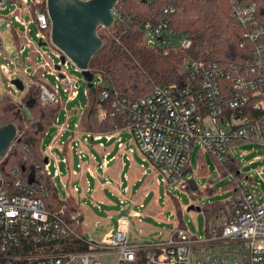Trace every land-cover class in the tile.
I'll use <instances>...</instances> for the list:
<instances>
[{
    "label": "built area",
    "instance_id": "obj_1",
    "mask_svg": "<svg viewBox=\"0 0 264 264\" xmlns=\"http://www.w3.org/2000/svg\"><path fill=\"white\" fill-rule=\"evenodd\" d=\"M46 1L30 0L28 7H25L26 0H7L6 4L0 1V10L5 9V5L16 6L17 10L3 19L9 20L7 28L18 39L17 49L21 47L18 54L29 50L25 64H32L29 75L26 73L28 66L22 68L16 59L7 55L0 37V56L16 65L11 70L0 64V73L14 91L11 80L19 78L23 82L22 96L29 87L36 86L40 103L55 107L60 105L59 94L48 87L45 73L62 84L69 100L78 91L74 89L75 81L70 80L64 70L71 62L65 58L64 64L60 63L62 53L51 45ZM261 1L264 2L229 0V14L239 27L244 28L242 39L250 46L241 48L242 55L231 66L225 67L218 60L188 59L182 65L183 76L177 82L153 85L150 93L135 98L120 93L108 79L89 69L93 80L94 75L99 76L97 84L92 80L99 102L98 119L102 121L109 114L117 122L110 131L102 133L83 130L86 135L83 140L77 130L70 132L72 142L76 141L75 145L81 148L83 143H88V138L109 141L120 131L127 132L144 161L161 176L156 183L165 191L168 187L185 188L184 172L195 145L199 152L207 151L213 160L221 163L233 160L230 150L235 145L248 142L263 145L264 11L259 9ZM173 12V7L163 10L164 15ZM26 14L29 19L25 21ZM11 17L22 31L13 29ZM31 24L37 28V42L28 34ZM142 27L145 31L142 45L146 47L168 49L174 43L187 51L192 45L186 36L174 39L165 20L146 21ZM41 42L53 49L52 54L57 58L55 64L40 49ZM57 64L59 70L55 68ZM38 71L41 73L37 74ZM37 75L39 79L35 78ZM89 93L87 89L85 94L88 97ZM56 117L54 123H57ZM66 130L67 125L58 126L54 141ZM19 136L17 134L16 140ZM117 141L121 147L120 138ZM52 146L44 149L43 156L47 161L43 168L38 164L35 167L40 174L49 177L56 191V178L68 191L66 181L60 178L59 160L52 154ZM88 156L93 160L92 154ZM83 157L78 150V158ZM51 160L57 166L52 174L49 171ZM3 161L0 162V264H103L102 260L110 255L115 256L113 264H264V200L256 202L248 187L242 186L241 182L235 184L232 196L223 201L224 209L217 215L206 217L208 223L203 236H191L176 222L174 229L161 241H130L129 217L133 216L130 211L128 215H119L116 232H109L96 242L86 241L72 229L64 219V205L57 212L45 208L43 198L46 194L36 193L33 184L24 185L17 175V167L4 171ZM105 164L103 162V166ZM258 174L260 178L264 177V172ZM72 192L76 193L77 188H72ZM131 204L133 206L136 202ZM139 206L143 208L141 204ZM70 221L80 224L78 211L71 215ZM137 235L144 236L142 229H137ZM79 244H85L87 249L79 250Z\"/></svg>",
    "mask_w": 264,
    "mask_h": 264
},
{
    "label": "trees",
    "instance_id": "obj_2",
    "mask_svg": "<svg viewBox=\"0 0 264 264\" xmlns=\"http://www.w3.org/2000/svg\"><path fill=\"white\" fill-rule=\"evenodd\" d=\"M117 3L112 11L115 17L113 26L100 35L102 48L90 59L89 69L101 74L116 90L129 97H143L150 93L153 85L177 82L183 76L181 68L188 59L218 60L228 67L237 63V57L242 55L241 48L250 47L242 39L244 28L239 27L229 14V0H118ZM171 7L174 12L164 15L163 10ZM259 9L264 11L263 1L259 2ZM163 20L168 22L174 39L186 36L191 40L192 45L187 51L174 43L168 49L149 48L141 44L145 34L143 23ZM11 35L17 48L18 39L14 34ZM39 94L38 88L31 86L19 103L8 94L0 97V116L3 117L0 125L15 123L20 135L3 161L4 171L17 167V175L24 185L33 184L36 193L46 194L43 203L50 211L57 212L64 205V219L79 233L80 224L70 221L71 215L78 211L74 198L69 196L66 200L59 199L53 182L35 167L37 164L41 168L44 166L41 151L44 135L47 128L54 124L61 108L59 105H42ZM87 106L81 116L84 131L102 133L116 125L117 119L109 114L102 121L98 119V96L94 99L89 93ZM214 163L219 171L239 176L234 160L224 163L214 160ZM188 172L189 166L184 174ZM184 189L190 194L198 191L192 180L186 182ZM173 202L177 210L175 217L179 218L180 205ZM224 206L223 202L206 204L200 211L208 218L219 214ZM177 223L180 228H184L180 219ZM77 248L86 250L87 246L79 244Z\"/></svg>",
    "mask_w": 264,
    "mask_h": 264
},
{
    "label": "rangeland",
    "instance_id": "obj_3",
    "mask_svg": "<svg viewBox=\"0 0 264 264\" xmlns=\"http://www.w3.org/2000/svg\"><path fill=\"white\" fill-rule=\"evenodd\" d=\"M4 4L7 3V0H0ZM27 3L25 7L30 6V0H26ZM5 9L0 10V37L2 40V45L4 50L7 51V54L12 59H16L22 68L27 67V74H31V63L25 64V59L30 55L29 50L24 51L22 55L18 54L19 47L16 48L13 37L7 28L9 24V20H4L3 17H7L11 12L17 10L16 6L5 5ZM29 16L26 14L23 17V20H28ZM12 20V17L10 18ZM13 29H17L22 31V27L12 20ZM106 31L103 28L97 29L98 35H102ZM37 28L34 24L29 26V35L37 42L36 38ZM101 37V36H100ZM142 44V43H141ZM45 53L49 55L52 63H56L57 58L52 54L53 49L46 45L41 46ZM34 62L39 64L37 59H34ZM0 64H4L9 69L13 70L16 65L10 64V60L0 56ZM69 79L74 80V89L78 91V94L72 98V100L68 99V94L63 91V86L58 81H56L55 77L49 75L47 73L44 74L45 82L51 89H55L59 94L60 100V111L56 117L57 123L47 128L46 134L43 139V151L46 145L52 144L53 141L57 138V128L60 125H67V130L63 132L62 137L55 144V148L52 150V153L55 157L63 158L64 155L59 150V147L63 142L69 139L70 132L77 130L81 135L80 140L86 136L83 132V125L81 116L84 110L87 109V105L89 102V97L85 94L87 87L86 83L81 77V74L76 69L72 68L70 64H68L67 68H64ZM29 77H27V80ZM99 81V76L94 75L93 82L97 84ZM3 94L10 95L13 100L19 101L22 97V93L14 91L8 85L7 79L5 76L0 73V97ZM3 117L0 116V121H2ZM75 125L78 127L75 128ZM76 136V135H75ZM121 138V143H125V148L128 151L129 147H133V145H126V141L130 137L128 133H120L118 136ZM113 138L110 142H107L105 138L102 139L104 147L113 149L116 154L117 149V138ZM76 141L72 142V155L69 157V164H74V169L78 172L77 163L78 160V150H81L84 155L83 158L80 159L82 163L86 162L87 155L91 153L98 157V141L91 140L88 138V143L82 145V147H77L75 145ZM9 153V152H8ZM230 155L232 159L236 162L238 168L237 173L238 177H234L235 175L232 173H226L224 171H219L218 167L215 165L214 160H211V156L207 151L199 152L198 146L195 145L194 150L191 152L189 157V172L185 175L184 181H193L197 187V192L194 194H190L183 188L168 187L166 191L168 192L167 196L165 195V189L163 186L155 187V178L154 174L157 172L148 171L146 177L141 182H136L134 187L131 188V194L124 192L122 186L117 190H110L107 187H103L98 190V194L92 193V190L95 188L96 184L103 185L106 181L105 178H100L98 181L93 178L86 177L88 179L89 185H82L81 182L76 179L74 182H70L69 190H65L62 188L60 179H55L54 182L57 187V194L59 199L66 200L68 196H72L74 198L76 208H78V212L81 217L79 233L74 230L78 235L84 237L86 241H96L99 242L102 240L105 235L109 232H116L117 226L119 224V215L124 214L128 215L130 211H134L139 213L137 216L129 217V221L131 224V230L129 233L130 241H135L140 239L142 243L152 242V241H161L166 236V233L173 230L176 222L180 219L184 225L186 231L192 236H203L204 231L206 229L208 219H206L204 213L202 211H196L197 208L202 209L206 206V204L212 203H221L230 198L234 192V184L241 182L242 186L248 187L250 193L252 194L254 200L256 202H261L264 200V177L260 178L258 172H264V144H258L254 142L242 143L239 145H235L230 150ZM5 159V158H4ZM134 163L140 164V159L136 154H134L131 158ZM89 164V163H88ZM86 164V165H88ZM49 171L52 174L57 166L53 165V161H50ZM58 171H60L61 175L65 177L66 167L67 165L63 163L58 164ZM129 165V163H128ZM114 165H112L113 167ZM144 166L149 170V163L145 162ZM202 167V169H201ZM98 175L101 171L97 170ZM158 180L161 179V176L157 175ZM251 178L249 182L247 179ZM112 183V182H111ZM110 183V184H111ZM144 183H148L147 187H149V192L147 197H141L136 192L137 190L145 189L142 186ZM76 186L78 191L76 193L72 192V187ZM120 190V192H118ZM147 190L143 191L146 192ZM101 195V196H100ZM138 197V198H136ZM134 199H138V203L136 205L131 204ZM173 201L180 205V216L179 218L175 217L176 208L173 205ZM139 204L143 205V208H140ZM157 217L158 221L154 220L153 217H150V214H153ZM137 219L143 223L145 227H149L151 231H148V234H144V236L137 235ZM115 262V256L110 255L105 257L102 260L103 264H113Z\"/></svg>",
    "mask_w": 264,
    "mask_h": 264
},
{
    "label": "water",
    "instance_id": "obj_4",
    "mask_svg": "<svg viewBox=\"0 0 264 264\" xmlns=\"http://www.w3.org/2000/svg\"><path fill=\"white\" fill-rule=\"evenodd\" d=\"M118 0H47L46 8L50 19V42L62 55L60 63L69 59L72 68L80 72L86 87L95 99L97 91L93 87V76L89 70V61L102 48V38L97 29L108 30L113 26L115 17L112 11ZM46 46L41 42L39 46ZM60 69V65H56ZM59 77L63 78L59 74ZM11 85L19 93L23 92V82L19 78L11 80ZM18 127L14 123L0 125V162L17 139ZM47 159L44 158V163ZM196 211H200L199 208Z\"/></svg>",
    "mask_w": 264,
    "mask_h": 264
},
{
    "label": "crops",
    "instance_id": "obj_5",
    "mask_svg": "<svg viewBox=\"0 0 264 264\" xmlns=\"http://www.w3.org/2000/svg\"><path fill=\"white\" fill-rule=\"evenodd\" d=\"M40 73H41V71H38L37 74H40ZM38 77H39V75L35 76V78L39 79ZM55 124L56 123H54L53 125H55ZM120 133L122 134V133H127V132L120 131L118 133L117 137L120 135ZM71 136L69 137V139L67 141L63 142L62 145L59 147V150L62 152L64 157L58 159L59 160L58 164L61 162L65 165H67L65 177H63L60 173V178L64 181H66L68 188H70V182H74V180H76V179H78L82 185L84 184V185L88 186L89 182H88V179L86 177L90 176L91 178H93L96 181H98L102 177V178H105L106 182L103 185L96 184L95 188L92 190V193H95V192L97 193L98 190L102 189L103 187H107L108 189L114 191V190H117L118 188H120L122 186L121 190L131 194V188L134 187L135 183L141 182L146 177L148 171H150V172L154 171L150 164H149V170L144 166L145 161H144L141 153L137 150V148H135L133 140L130 136L128 138V140L126 141L127 142L126 145L132 144L133 147H129V150L127 151L125 148L126 147L125 143H123L121 147H118L119 141H117V149L119 152H117L116 154L114 153L113 149H109V148L104 147L103 142L100 141L98 144V149H99L98 157L95 158V156L92 155L93 160H90L88 158L89 156L87 155L86 162H84V163H82L80 161V159L78 158L79 162L77 163V167L79 170H78V172H76V170L74 169V164L68 163L69 157H70V155H72ZM60 137H62V136H60ZM60 137H58L57 141L59 140ZM118 138H120V137H118ZM118 138H117V140H118ZM111 140H109L107 142H110ZM120 140H121V138H120ZM57 141H53L54 144L53 143L49 144V145H53L51 150H53L55 148V144ZM100 144H102V146H100ZM42 146H43V142H42ZM46 146H48V145H46ZM41 151L44 154L43 148L41 149ZM136 153L140 159V162H141L140 164L134 163L131 160L132 156ZM89 154H91V153H89ZM103 162L106 163L105 166H103ZM128 163H129V165H128ZM86 164H88V165H86ZM112 165H114V166L112 167ZM97 170L101 171V173L99 175H98ZM153 177L155 178V187H158L157 183H156V180L158 179L157 174H154ZM147 184L148 183H144L142 185L143 187L146 185L144 187L145 189L143 190V191L147 190L146 192L142 191V193H141L140 192L141 190L136 191L138 193V195H140L141 197H144V198L147 197V194L149 192L148 191L149 187H147ZM74 187H76V186L74 185L72 188H74ZM77 191H78V189H77ZM118 192H120V190H118ZM136 198H138V197H136ZM137 200L138 199H134L133 201L136 202V204H137L138 203ZM136 204H134V205H136ZM138 214L139 213H136L134 211L132 212L133 216H137ZM133 216H131V217H133ZM150 217H153L154 220L158 221L157 217L154 216V213L150 214ZM136 225L138 227L137 229H142L144 234L145 233L148 234V231H151V229L149 227L147 228L143 225V223L140 221V219H137Z\"/></svg>",
    "mask_w": 264,
    "mask_h": 264
}]
</instances>
